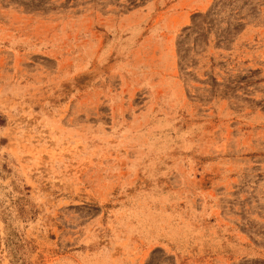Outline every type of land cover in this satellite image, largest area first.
Segmentation results:
<instances>
[{"label": "rangeland", "instance_id": "1", "mask_svg": "<svg viewBox=\"0 0 264 264\" xmlns=\"http://www.w3.org/2000/svg\"><path fill=\"white\" fill-rule=\"evenodd\" d=\"M0 264H264V0H0Z\"/></svg>", "mask_w": 264, "mask_h": 264}]
</instances>
